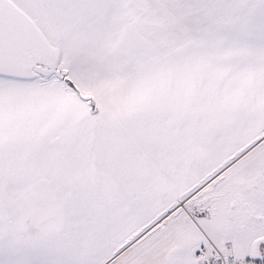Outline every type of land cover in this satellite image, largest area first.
Returning a JSON list of instances; mask_svg holds the SVG:
<instances>
[{"label":"snow or ice","instance_id":"6c2138e0","mask_svg":"<svg viewBox=\"0 0 264 264\" xmlns=\"http://www.w3.org/2000/svg\"><path fill=\"white\" fill-rule=\"evenodd\" d=\"M0 264H264V0H0Z\"/></svg>","mask_w":264,"mask_h":264}]
</instances>
